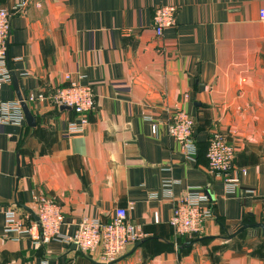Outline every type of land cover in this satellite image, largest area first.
Segmentation results:
<instances>
[{
	"label": "crops",
	"instance_id": "0c3cea01",
	"mask_svg": "<svg viewBox=\"0 0 264 264\" xmlns=\"http://www.w3.org/2000/svg\"><path fill=\"white\" fill-rule=\"evenodd\" d=\"M19 1L0 6L12 12L7 64L22 98L49 95L71 75L93 89L95 108L82 133L67 131L72 110L49 102L29 106L35 128L26 119L0 127V264H106L100 250L5 236L4 210L35 221L23 206L33 209L38 195L61 208L65 235L125 208L146 238L114 264H264L261 229L229 239L243 224L264 223V0H29L16 12ZM161 5L178 10L159 38ZM7 101H18L12 82L0 89ZM177 109L195 119L193 159L168 133ZM215 134L235 149V194L209 170ZM167 179L177 182L175 198L200 188L209 199L214 218L203 235L175 233Z\"/></svg>",
	"mask_w": 264,
	"mask_h": 264
},
{
	"label": "built area",
	"instance_id": "2783aa9c",
	"mask_svg": "<svg viewBox=\"0 0 264 264\" xmlns=\"http://www.w3.org/2000/svg\"><path fill=\"white\" fill-rule=\"evenodd\" d=\"M29 0H20L14 9L23 11ZM177 7L161 5L156 9L153 19V29L157 37H162L166 29L176 26ZM12 12L0 7V89L12 82L11 72L7 64V45L11 30ZM260 18L264 21V9L260 11ZM66 84L55 89L51 94L30 95L24 100L29 106L37 103L49 102L54 107H70L75 118L68 123L69 134L82 133L89 124V115L95 108V94L90 86L82 85L66 75ZM25 115L20 101L0 103V127L3 125L22 126ZM196 123L194 117L182 109H177L167 122L170 137L181 145L190 158L197 154L194 138ZM152 133H158V126L153 125ZM207 159L210 172L220 178L229 194H235L241 187L240 179L234 173L235 149L222 136L215 134L209 141ZM246 174L245 169L241 170ZM177 182L167 179L163 182L164 195L175 201L170 225L178 236L193 238L204 234L205 223L214 218L209 199L200 188H191L179 198L174 197L173 189ZM33 211L38 221H30V215L21 218L16 210H4L5 236L12 235L14 239L23 237L32 239L34 245L40 246L51 241H59L70 246H76L82 253L101 252L102 262L109 264L116 262L126 251L128 246L137 244L146 238L143 229L127 220V210L118 208L110 222L100 219H84L73 235H65L61 229L64 217L61 208L44 195L34 198ZM29 220V221H28Z\"/></svg>",
	"mask_w": 264,
	"mask_h": 264
},
{
	"label": "water",
	"instance_id": "95a60500",
	"mask_svg": "<svg viewBox=\"0 0 264 264\" xmlns=\"http://www.w3.org/2000/svg\"><path fill=\"white\" fill-rule=\"evenodd\" d=\"M11 78H12V83L14 84V86L16 88V91L18 94V100L21 103V107H22V110L24 112L26 122H27L28 126H30L31 128H35L36 127V117L33 115L32 111L29 108V105L24 101V99L22 98V95L19 92L18 80H17V77H16L14 72H11ZM60 108L62 110H72L70 107H67V106H61ZM194 135H196V131H194ZM17 175L20 176V153L19 152L17 155ZM23 208L35 218V221L39 220L37 215L33 211V209L26 207V206H23ZM248 228L261 229L262 233L264 235V223H248V224H243L234 235L229 237V239H233L235 236H237L238 234H240L241 232H243L244 230H246ZM140 245H141V242L137 243L135 245V247H138ZM71 248L73 250H77L76 246H74V245ZM114 263L115 262H112L109 264H114Z\"/></svg>",
	"mask_w": 264,
	"mask_h": 264
},
{
	"label": "trees",
	"instance_id": "16d2710c",
	"mask_svg": "<svg viewBox=\"0 0 264 264\" xmlns=\"http://www.w3.org/2000/svg\"><path fill=\"white\" fill-rule=\"evenodd\" d=\"M1 7V6H0ZM2 8H4V7H2Z\"/></svg>",
	"mask_w": 264,
	"mask_h": 264
}]
</instances>
